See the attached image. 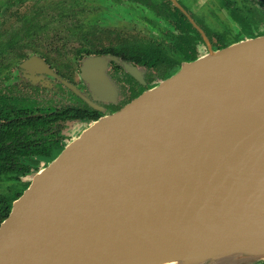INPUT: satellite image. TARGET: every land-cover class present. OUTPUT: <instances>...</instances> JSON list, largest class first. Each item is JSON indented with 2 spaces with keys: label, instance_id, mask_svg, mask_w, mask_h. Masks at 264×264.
Returning a JSON list of instances; mask_svg holds the SVG:
<instances>
[{
  "label": "water",
  "instance_id": "95a60500",
  "mask_svg": "<svg viewBox=\"0 0 264 264\" xmlns=\"http://www.w3.org/2000/svg\"><path fill=\"white\" fill-rule=\"evenodd\" d=\"M202 37L199 57L39 160L0 221V264L264 261V35ZM108 59L80 76L114 101Z\"/></svg>",
  "mask_w": 264,
  "mask_h": 264
},
{
  "label": "flooded vegetation",
  "instance_id": "af4514ba",
  "mask_svg": "<svg viewBox=\"0 0 264 264\" xmlns=\"http://www.w3.org/2000/svg\"><path fill=\"white\" fill-rule=\"evenodd\" d=\"M221 1L0 0V145L15 142L18 120L43 117L22 143H43L51 154L70 140L77 117L89 123L117 111L181 65L192 48L205 51L203 35L212 47L232 40L242 31L233 11L243 18L254 9L264 12V0H226L228 8ZM254 21L264 30V21ZM95 56L109 58L104 72L115 86L114 101L95 99L80 76L85 59ZM19 154L2 157L25 164L28 157ZM39 160L47 159L35 158L30 175ZM4 183L0 192L10 185Z\"/></svg>",
  "mask_w": 264,
  "mask_h": 264
},
{
  "label": "trees",
  "instance_id": "16d2710c",
  "mask_svg": "<svg viewBox=\"0 0 264 264\" xmlns=\"http://www.w3.org/2000/svg\"><path fill=\"white\" fill-rule=\"evenodd\" d=\"M221 2L225 8L229 7L228 4L226 3V0H222ZM175 11L177 13H179L176 9H175ZM253 12H254V14H253ZM249 13L251 14L249 17L243 18L244 16L241 17L238 14V12L233 11V14L236 15V17H238L239 19H241L242 31L236 30V35L233 37L232 40L223 42V45H221V47H216L213 45V48L220 49V48L226 47L227 45H229L231 43L243 40L245 38H251L254 36L264 35V30L258 31V28H259L258 24L260 22L254 21L256 19L264 21V12L259 11L258 9H254V11L252 10V12H249ZM170 14L171 15L169 17H172V20H175V19L177 20V18H178L177 14H173L171 11H170ZM177 24H179V23H177ZM182 40L185 41L184 38ZM195 48H196V46L191 49L190 55L188 57L182 58L180 60H184L185 62L193 61L197 57H199L202 53L205 52V51L202 52L201 51L202 49L200 51H198L197 48L196 49ZM179 66L180 65L178 63L177 65H174L171 68H169L168 71L166 72V75L163 76L161 79L168 76L169 73H171L175 68H177ZM58 116L61 117L62 114H60ZM42 119H44V118L43 117H34L31 119H27V120H18V122H16V125H17V127H16L17 128V135L16 136L17 137H16V139L13 138V139H15V142L11 145H0V182L10 183V185L8 186V189L6 191L0 192V221L3 220L7 216V214L10 211L12 202L17 197L20 196L21 192L23 191V189L28 184V182H21L19 180V176H25L26 177V176L30 175L29 169H30V167L33 166L32 162L35 158L42 156V157H46L47 160H51L65 145V143H63L58 148H56V149L54 148L53 152H51V154H50V152L46 150L44 145H42L43 143L42 144L33 143L32 145H29V146H25L22 143V140L28 138V136L30 135V134H27L26 132L29 130H31L33 132L34 129L36 128L38 122H40ZM77 119H79L81 124H85L87 122V118L83 117V116H81L79 118L77 117ZM19 150H23V151L20 152ZM4 151L11 152L13 154H19L20 153L21 155H24V157H28L27 160L25 161L26 165L23 163V161H21L19 159L9 160L7 158H3L2 154ZM257 264H264V261L259 262Z\"/></svg>",
  "mask_w": 264,
  "mask_h": 264
},
{
  "label": "rangeland",
  "instance_id": "374dc122",
  "mask_svg": "<svg viewBox=\"0 0 264 264\" xmlns=\"http://www.w3.org/2000/svg\"><path fill=\"white\" fill-rule=\"evenodd\" d=\"M201 3H203L204 1H206V0H199ZM200 3V4H201ZM119 26H121L122 25V23H119L118 24ZM70 132V134H69V136H68V139H72V138H74L78 133H79V129H78V126H74V128H72L71 130H69ZM70 140H68V141H70ZM42 164V163H41ZM40 164V165H41ZM30 177V176H29ZM28 180H29V178H26V179H23V181L24 182H28ZM8 184H2V185H0V190L1 189H4V188H6V186H7Z\"/></svg>",
  "mask_w": 264,
  "mask_h": 264
},
{
  "label": "bare ground",
  "instance_id": "6f19581e",
  "mask_svg": "<svg viewBox=\"0 0 264 264\" xmlns=\"http://www.w3.org/2000/svg\"><path fill=\"white\" fill-rule=\"evenodd\" d=\"M146 264H181V261L178 257H170L159 261H153Z\"/></svg>",
  "mask_w": 264,
  "mask_h": 264
}]
</instances>
